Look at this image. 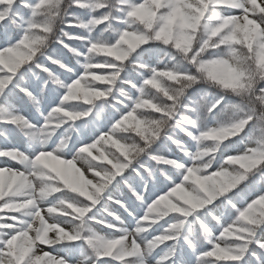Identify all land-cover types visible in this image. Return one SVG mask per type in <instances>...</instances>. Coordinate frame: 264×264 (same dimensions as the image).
<instances>
[{
    "label": "clouds",
    "instance_id": "9594fccd",
    "mask_svg": "<svg viewBox=\"0 0 264 264\" xmlns=\"http://www.w3.org/2000/svg\"><path fill=\"white\" fill-rule=\"evenodd\" d=\"M0 264H264V0H0Z\"/></svg>",
    "mask_w": 264,
    "mask_h": 264
}]
</instances>
